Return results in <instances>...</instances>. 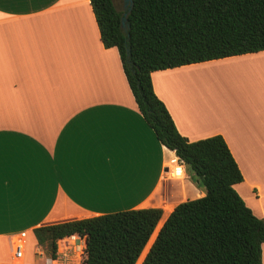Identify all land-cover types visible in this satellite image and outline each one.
Instances as JSON below:
<instances>
[{
	"label": "crops",
	"instance_id": "crops-1",
	"mask_svg": "<svg viewBox=\"0 0 264 264\" xmlns=\"http://www.w3.org/2000/svg\"><path fill=\"white\" fill-rule=\"evenodd\" d=\"M221 63L242 64L241 79L223 100L202 104L190 75ZM151 82L182 137L224 139L243 179L234 189L264 219V51L156 71ZM190 177L139 113L90 0H0V264L21 263L12 254L22 241V264L40 255L44 264L36 228L160 208L141 264L174 207L204 196ZM64 250L47 259L83 264Z\"/></svg>",
	"mask_w": 264,
	"mask_h": 264
},
{
	"label": "trees",
	"instance_id": "trees-1",
	"mask_svg": "<svg viewBox=\"0 0 264 264\" xmlns=\"http://www.w3.org/2000/svg\"><path fill=\"white\" fill-rule=\"evenodd\" d=\"M90 5L103 46L118 51L139 113L205 193L174 207L141 264H262L264 219L234 189L243 179L224 139L182 137L153 91L151 74L264 51V0H133L127 35L112 0ZM162 215L160 208L129 210L33 233L52 260L59 240L79 235L83 264H136Z\"/></svg>",
	"mask_w": 264,
	"mask_h": 264
},
{
	"label": "rangeland",
	"instance_id": "rangeland-1",
	"mask_svg": "<svg viewBox=\"0 0 264 264\" xmlns=\"http://www.w3.org/2000/svg\"><path fill=\"white\" fill-rule=\"evenodd\" d=\"M115 7L117 8L118 11H122V0H112ZM224 64L223 66H228L230 69L228 71H226L228 68L225 67L226 69L223 71H216L218 68H211V69H207V68H202L200 70H197L196 74H192L190 75V82L192 83V86H197V84H199L198 87H196L194 89V93L198 92L199 94V98L201 100L202 104H209V102L211 103L212 101L216 100H223L225 98V96L227 94H229L232 90V85L235 80H239L241 79V77H239L240 75V70L242 64H232V63H227L228 65H226V63H221ZM222 66V65H221ZM219 67V66H218ZM199 71V72H198ZM239 71L236 74V77H234V74ZM228 86V87H227ZM226 91H229L226 92ZM196 94V95H198ZM191 181L194 184V186L197 188L196 184L193 182L192 177ZM182 194V193H181ZM65 245H68L67 247L69 248V244H64L62 243V247L60 246V244H58L57 242V252L58 250H60L61 252V248L63 249ZM60 248V249H59ZM65 249V248H64ZM42 250L45 253V259L49 258V252L47 251L46 248H42ZM67 249H65L64 251H66ZM2 253L6 252V247L2 248ZM69 254H75L73 252V250L68 249L67 250ZM9 252V250H8ZM76 255V254H75ZM41 257L44 258V256L40 255ZM43 258L42 261H39L38 264H42L43 263Z\"/></svg>",
	"mask_w": 264,
	"mask_h": 264
},
{
	"label": "built area",
	"instance_id": "built-area-1",
	"mask_svg": "<svg viewBox=\"0 0 264 264\" xmlns=\"http://www.w3.org/2000/svg\"><path fill=\"white\" fill-rule=\"evenodd\" d=\"M175 170H169L167 173L169 174L170 178L176 179L175 178ZM179 176V175H178ZM177 176V178H178ZM20 238L23 240L25 238V233L20 234ZM59 241H62L64 244H69V248L67 247L68 245H65V249H71L77 256H82L83 255V250H84V238L80 237L79 235H71L69 237H66L64 239H61ZM58 241V242H59ZM12 258L16 262H21L22 264L23 258H24V241L18 242L14 245L13 247V254ZM44 264H52L51 259H44Z\"/></svg>",
	"mask_w": 264,
	"mask_h": 264
},
{
	"label": "water",
	"instance_id": "water-1",
	"mask_svg": "<svg viewBox=\"0 0 264 264\" xmlns=\"http://www.w3.org/2000/svg\"><path fill=\"white\" fill-rule=\"evenodd\" d=\"M132 6H133V0H124V6L122 10L123 16L121 17L120 20V27L125 35H127L126 16L131 11Z\"/></svg>",
	"mask_w": 264,
	"mask_h": 264
},
{
	"label": "bare ground",
	"instance_id": "bare-ground-1",
	"mask_svg": "<svg viewBox=\"0 0 264 264\" xmlns=\"http://www.w3.org/2000/svg\"><path fill=\"white\" fill-rule=\"evenodd\" d=\"M225 69H226L225 66H223V65L221 66V65H220L216 71H223V70H225ZM175 171H176V172H175V175H174V176H175V178H177V176L179 175V169L176 168ZM17 263H18V262H17Z\"/></svg>",
	"mask_w": 264,
	"mask_h": 264
},
{
	"label": "flooded vegetation",
	"instance_id": "flooded-vegetation-1",
	"mask_svg": "<svg viewBox=\"0 0 264 264\" xmlns=\"http://www.w3.org/2000/svg\"><path fill=\"white\" fill-rule=\"evenodd\" d=\"M123 6H124V0H122V8H123Z\"/></svg>",
	"mask_w": 264,
	"mask_h": 264
}]
</instances>
